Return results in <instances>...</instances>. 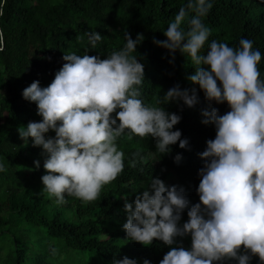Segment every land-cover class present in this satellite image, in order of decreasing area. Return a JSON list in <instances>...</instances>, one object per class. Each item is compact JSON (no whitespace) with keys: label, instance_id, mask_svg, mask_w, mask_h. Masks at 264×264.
Segmentation results:
<instances>
[{"label":"clouds","instance_id":"clouds-1","mask_svg":"<svg viewBox=\"0 0 264 264\" xmlns=\"http://www.w3.org/2000/svg\"><path fill=\"white\" fill-rule=\"evenodd\" d=\"M212 7L213 0H184L164 30L167 39L154 40L173 55L179 49L190 58L195 71L188 79L210 103L227 102L230 109L223 114L217 107L202 110V123L213 124L216 135L198 153L204 165L199 169V202L192 203L182 186L168 185L160 177H151L134 201L125 200L123 228L130 240L148 246L159 239L172 246L178 244L177 237L191 236V247L179 242L159 264H250L254 256L264 264V76L259 67L264 53L247 37L238 46L209 41L212 29L204 17ZM125 36L126 43L103 58L88 51L64 52L65 63L47 86L37 79L23 89V97L36 102L42 119L18 131L25 142L32 138L47 154L43 190L57 203H64L66 194L93 201L124 170L125 152L117 140L126 130L129 139L133 134L155 138L163 154L177 141L181 148L189 144L181 138L182 130L174 129L182 116L165 105L183 101L195 106L197 89L176 84L156 103H146L140 87L145 65L134 54L145 37ZM88 39L95 46L102 34L90 32ZM3 41L0 29V50ZM50 130L54 136L46 135ZM181 158L177 153L174 159ZM35 164L39 167L40 161ZM5 171L0 158V172ZM185 209L189 218L181 223ZM49 247L53 256L61 255L54 242ZM113 264L139 261L125 255ZM143 264L152 261L145 258Z\"/></svg>","mask_w":264,"mask_h":264},{"label":"trees","instance_id":"trees-1","mask_svg":"<svg viewBox=\"0 0 264 264\" xmlns=\"http://www.w3.org/2000/svg\"><path fill=\"white\" fill-rule=\"evenodd\" d=\"M184 0H0L3 14L0 29L4 41L0 50V158L7 171L0 172V264H113L114 258L125 255L139 264L148 258L159 264L172 246L191 247V236L177 237L178 244L169 246L159 239L151 245L132 241L123 224L127 220L125 200L134 201L136 194L150 184L151 177H160L168 185L185 189L192 203L199 202L197 188L206 141L216 135L215 126L202 123V110L217 107L220 113L230 110L227 102H209L199 85L188 76L195 71L190 58L177 49L154 43L167 39L164 30L174 19ZM212 29V39L238 46L241 37L254 40V47L264 53V0H213V7L204 17ZM187 25L185 24V27ZM99 31L102 39L93 46L88 34ZM145 39L137 45L145 65V80L140 86L146 103L152 104L172 86L196 88L199 100L189 107L183 101L165 105L182 119L174 129L188 138L185 148L177 141L171 151L156 149L155 138L140 137L128 131L117 143L125 152V168L101 190L93 201L67 195L64 203L43 190L42 175L46 153L42 146L27 142L19 127L39 121L37 104L23 97V89L34 80L47 86L65 61L64 52L83 55L118 50L126 43L125 33ZM207 48V44L205 45ZM264 76V56L260 62ZM46 135H55L50 130ZM177 153L182 158L177 162ZM142 157V158H141ZM40 161L36 167L35 161ZM135 160V166L130 164ZM187 209L181 223L188 220ZM60 249L53 256L51 243ZM225 264H235L234 261ZM250 264H262L254 256Z\"/></svg>","mask_w":264,"mask_h":264},{"label":"rangeland","instance_id":"rangeland-1","mask_svg":"<svg viewBox=\"0 0 264 264\" xmlns=\"http://www.w3.org/2000/svg\"><path fill=\"white\" fill-rule=\"evenodd\" d=\"M182 242H184V241H182Z\"/></svg>","mask_w":264,"mask_h":264}]
</instances>
